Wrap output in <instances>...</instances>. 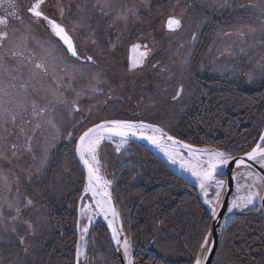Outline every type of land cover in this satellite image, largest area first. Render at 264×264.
Listing matches in <instances>:
<instances>
[{"label":"rangeland","instance_id":"obj_1","mask_svg":"<svg viewBox=\"0 0 264 264\" xmlns=\"http://www.w3.org/2000/svg\"><path fill=\"white\" fill-rule=\"evenodd\" d=\"M35 2L0 0V18H8L7 26L0 25V32L8 33L0 46V264H23V257L33 258L32 264H37L45 251H49V257L54 255L56 264L61 260L66 264H78L77 257L64 253L63 259L59 252L76 248V235H82L83 227L90 229L98 222L107 229L109 226L100 217L93 221L97 217L95 208L91 223L87 216L80 214L81 227L76 224L75 213L72 224L65 222L70 225L72 239L63 240L61 250H58V237L55 236L59 230L56 228L62 225L59 211L68 208L80 213L88 201L95 204L84 198L87 178L74 149L77 137L89 126L105 120L145 121L187 143L211 145L201 136L207 138L208 134V140L224 145L218 149L227 150L229 154L241 155L249 151L255 143L251 141L261 136L264 120L259 134L256 129L251 132L261 121L252 112L249 113L250 120L233 115V120H221L222 125L220 123L212 130V125L204 126L198 120L195 104L192 117L185 118L189 100L187 88L197 98L216 101L221 100L227 89L231 90L229 82L238 83L239 80L240 84L233 91L243 100L250 86L259 85H253L251 81L264 78V43L261 42V53L254 65L257 77L252 75V70L248 74L242 70V66L247 65L248 51L244 56L231 50L233 56L226 49L237 42L243 47L254 43L259 37L258 33L256 37L252 35L254 30L264 37V4L261 0H45L41 10L68 30L79 56L93 57V64L72 57L59 38L52 34L47 21L36 19L28 12ZM14 12L23 19L13 17ZM170 17L181 21L178 29H168ZM134 44H146L150 50L142 65L137 67L128 62ZM143 51V47L136 51L137 61ZM223 61L230 67L220 66L214 70ZM37 63L44 64L47 72L37 69ZM193 94L190 93V100ZM226 107L231 111L233 106ZM13 115L16 116L15 123L11 120ZM260 115L264 116V110ZM256 117L258 120H254ZM188 122L193 124L195 132L191 140L190 131H186ZM249 132L251 136L244 139ZM116 142L117 139L100 145V173L112 182V188L118 180L127 183L124 196L120 197L111 189L120 210L123 230L132 246L131 253L139 257L134 264H142L139 259L151 254L158 242L156 238L169 233L170 228H160L158 217L170 214L165 213L164 207H156L152 213L143 199L140 200L139 186L148 187L154 182L153 176L142 177L145 172L136 163L137 152L147 148L127 142L117 151L120 144ZM180 151L189 156L188 152ZM110 153L116 162L107 165L104 157ZM210 188L208 199L214 200L215 184ZM170 193L177 197L181 194L175 190ZM199 207L202 209L200 204ZM142 211L152 215L153 226L159 225L157 229L147 225V231H153L156 238L140 242L137 247L136 240L126 230L125 221H141ZM245 213L243 210L237 214L229 225L232 226L240 216H247ZM251 213L258 220L257 210ZM56 218L57 223L54 222ZM231 226L227 228V234L234 228ZM205 236L206 229H203L193 242L202 245ZM223 236L212 264H229L238 259L230 255L231 247L223 250L227 242V236ZM20 237H24L23 244ZM108 239L113 251L107 241L103 244L96 241L97 247L92 242L87 243L86 237L84 241L79 240V264H87L94 250L102 252L99 259L102 264H119L110 234ZM165 243L161 252L175 264L173 258L184 253L169 248L173 243L171 238Z\"/></svg>","mask_w":264,"mask_h":264},{"label":"snow or ice","instance_id":"obj_2","mask_svg":"<svg viewBox=\"0 0 264 264\" xmlns=\"http://www.w3.org/2000/svg\"><path fill=\"white\" fill-rule=\"evenodd\" d=\"M45 0H36L32 7L28 9V12L35 17L36 19H43L47 21L50 25L52 34L59 38L62 44L65 46V49L72 57L80 60L82 57L79 56L76 48V44L69 34L68 30L60 23L57 22L56 19L50 18L46 15L42 10V4ZM261 3L264 4V0H261ZM61 14H63L61 10ZM13 17L23 19L18 16V13L14 12ZM262 15H264V9H262ZM8 18H0V25L7 26ZM181 26V21L175 17H170L167 22V27L169 30L178 29ZM254 30V29H253ZM8 33L0 32V46L3 44V40L7 38ZM141 47L144 48V51L140 54V60L137 61L133 58V67H137L142 65L143 60L149 55L148 46L134 44L132 46V51L136 52ZM13 55H17V53H13ZM23 55V53H20ZM86 59L93 64L95 61L93 57L87 56ZM37 69H42L47 72V68L42 63H37L35 65ZM27 87V85H24ZM182 91V89H181ZM35 108V104H33ZM41 111H46V109H41ZM13 123H15L16 116L13 115L11 117ZM39 127V125H37ZM144 130H150L151 135H145ZM131 135H139L142 139H147L153 145L158 147L161 151H163L173 163L177 162V148L176 145H180L183 148L188 149L189 159L185 160L182 156H179V163L182 168H186L189 172L194 175L198 181L201 190L203 191L204 196L206 197L205 203L211 206V215L216 217L218 215L216 208L219 206L221 190L223 189L226 181L218 180L216 178L217 172L221 170L223 167L227 166L231 161L235 160L236 165L239 167L241 165L246 164V159L248 161L256 162L264 168V135L260 136V142H258L251 151L245 153V157L235 158L230 156L228 153L209 148H196L193 145L185 144L182 141H177L175 137L169 135L164 131V129L160 126L153 125L150 123H146L144 121H131V120H106L100 123L93 125L83 132L82 135L79 136V143L77 146V153L83 162V164L87 168V185L84 189L85 193H91V197L94 198L95 204H85L80 209L81 216H87L89 223H91L93 212V208L98 210V213L104 215L105 219L111 215L112 219L108 220V226L112 229V237L115 240L117 245H121L123 247L124 257L127 259V264H134L132 253H131V245L129 240L125 237L123 241L120 238V229L115 226L116 218L118 217V213L112 204L111 192L109 191V186L111 185L110 180H106L100 174V161L98 159V149L101 145V142L105 139L111 140L114 136L120 137L121 144L117 146L116 150L120 151V147L127 142V137ZM71 133H69V137H71ZM171 144V147H170ZM13 148L16 145L12 146ZM206 157V159L204 158ZM251 165H248L250 167ZM250 177H254V181L264 182V176L253 173L251 171L246 173ZM213 184H215L216 191L215 197L213 199H207L208 196V188H210ZM255 183L250 186L249 194L246 197L237 198L240 203L237 202V199H233L231 211L233 208H239L241 206L247 207L250 204H253L257 197H260L261 202L264 203V197L260 195L258 190H255ZM239 189V185H238ZM215 201V202H214ZM31 204V200L28 201ZM17 213H19L20 209H16ZM122 229V225H121ZM88 227L85 226L81 229V241L85 240V235L88 233ZM21 243L24 242V237H20ZM209 240L206 236L203 244L201 245L202 253H205L204 257L201 258L198 256L195 260V264H204V259H206V246L208 245ZM86 254V247H85ZM81 256V251L78 248L77 251V260L79 264V257Z\"/></svg>","mask_w":264,"mask_h":264},{"label":"bare ground","instance_id":"obj_3","mask_svg":"<svg viewBox=\"0 0 264 264\" xmlns=\"http://www.w3.org/2000/svg\"><path fill=\"white\" fill-rule=\"evenodd\" d=\"M258 40L260 41V44L253 45L254 43L252 42V44H250V45L252 47L256 46V52H258V54H260L261 53L260 48L262 47L261 44L264 43V37H261L259 35ZM249 63H250V61L247 63V65H249V69L253 71L252 75L257 77L258 75H255V71H256L255 66H253V63H252L251 65L253 66V69H251L252 66ZM257 69H259V68L257 67ZM250 70H248L247 74L249 73ZM259 79H254L253 81H251L252 84L253 85L256 84V82ZM236 82H238V83L232 82V83H229L228 86L232 89H236V87L240 84V81L238 80ZM179 90H181V89H179ZM17 91H19V89ZM19 92H21V91H19ZM191 92L193 94V91L189 90V87H188L187 93H189V100H190V93ZM16 95H19V93H16ZM177 96L178 95L176 94V97ZM246 96H247L246 98H248V101H249L248 104L242 105L240 108L239 107H233L232 110L230 111L227 109L226 105H224L223 102H220V100L214 101L213 98L211 100L207 99V98H197L193 94L192 100H190L191 102H189V100H188V102H186L188 104V107H187L188 113L185 116V118H191L192 117V115H191V114H193L192 110H194L193 104L196 105V108H195L196 110H194V111L198 117V120H200L201 122H203V120H211V121H208V123L211 125L213 124L212 120H221L223 118L222 117L223 115H225L224 119L227 118V120H233L234 119L233 115L237 118H241L243 116V117H246V119H247L249 117V112L247 110L249 108L247 106L252 107L254 115H260L262 113V111L264 110V98H263V93H262V87H260V86L259 87H251L250 86L248 88ZM176 101L177 100H175V103H177ZM210 101H213V102H210ZM163 107L166 109L168 108L167 105H163ZM202 107L203 108L205 107L204 110H202ZM224 119H222V120H224ZM191 120H194V119H191ZM144 132H145V135H151L152 134L150 130H144ZM262 133H263V130L261 131V134ZM116 139L118 140V142H116V143L121 144L120 138L118 139L116 137H113V139H111V140H116ZM259 139H260V137L255 139L256 141H255L254 145L249 149V151L257 144ZM111 140L105 139L101 142V145L105 141H111ZM145 140H147V139H145ZM221 140L224 141V139H221ZM127 142H128V144L130 143V144H133V146H136L135 145L136 143L134 144V143H131L129 141H127ZM127 142L125 144H127ZM149 143H150V141H149ZM137 146H139V145L137 144ZM221 146H224V145H221ZM170 147H171V145H170ZM153 150L156 153V155L161 156L166 162H168L169 163L168 165H170L176 172H178L179 175H182L183 177H179V178H181L185 182H188L187 185H189L191 187L190 188L188 186H184L183 184H180V182H177V181H174V183L172 184V183H170V179H172V178H170V176L163 177V180H164L163 186H169L173 190L179 191L182 194H180L179 197L174 196V195L165 196V198H164L165 202L169 203V205L171 207H173V208H170L171 210L169 209L170 210V217L168 219H166V222L171 226L170 227L171 229L169 230V233L167 235H165L163 237L161 236L159 238L155 247H153L151 249V254L149 256H146L145 260H142L143 261L142 264H171V259L168 260V258L163 256V254L161 252V247L166 245L165 239L174 237V232L180 236H185L184 230L188 229L190 227H192V229L196 232V236H199L204 228L206 229V235H207L208 232L210 231V228H213L211 226L213 222H212V218L210 216L211 215V206L208 205L207 203H205L206 197L204 196L203 191L200 188L198 179L194 175H192V173L189 172L186 168H182L180 166L179 156H182L185 160L189 159V156H184L183 154H181L180 149L177 148L178 159H177L176 163H173L172 160H170L168 158V156L163 151H161L159 148H155ZM148 151L151 153L150 155H153V152H151L150 150H148ZM156 155H153V156L157 158ZM138 157H139V155H138ZM138 157L135 156L136 160L139 163L143 164V162L145 160L144 156H141L140 158H138ZM104 158H106L105 161H106L107 165L116 162V161H114L115 160L114 157H112V160H111L108 157H106V155H105ZM204 158L206 159V157H204ZM160 162L162 164L164 163L162 161H160ZM153 166H155V168L158 169L160 165H153ZM141 169L145 172V175L142 176L144 179L146 177L149 178V176H155L153 178V180H155L156 178H161L160 176H158L156 171L152 172L145 166L141 167ZM86 178H87V176H86ZM171 181L173 182V180H171ZM190 182L192 183V185H195L197 188H193L192 185H190L191 184ZM253 183H255V185H256L255 190H258L260 192V195H261L262 194L261 191H263L262 182L261 181H254V177H250L247 175L245 177V179H243V182H241V184L239 185V189H237L236 199L239 197H246L249 194V191L251 190L250 186L253 185ZM114 188H115V186H114ZM114 188H112V189H114ZM16 189L19 190L17 187H16ZM114 191H115V189H114ZM116 192L118 195H120V193L118 191H116ZM210 192H211V188H208V195L210 194ZM121 196H124V192L120 195V197ZM187 196L190 198L189 202L192 203L194 206L196 204H200V206H202L203 214L202 215L199 214L198 216H199L203 226L197 220L196 216L193 215V213L190 212L186 216V206L185 205H186V197ZM84 198L87 201L92 200L95 203L94 198L91 197V193H85ZM121 199L124 200L123 197ZM207 199H208V196H207ZM259 201H260V197H257L253 204H250L247 207L241 206L239 208H233L231 211L235 212V211H238L240 209L245 210V212H246L245 214H247V215L251 214V215H249V221H252V222L257 221V219L254 218V216L251 213V211H252L251 206H258ZM237 202L240 203V201L238 199H237ZM88 203H89V201H88ZM205 206L208 208V210H206ZM260 210H259V212H260ZM95 211H96L95 216H97V217H94L93 221H98V220L102 219V221L108 222L109 219H112L111 215H109V217L107 219H105L103 214L98 213V210H95ZM59 212L58 213L60 214L59 217H60V221H61L60 223L62 225L60 226V228H56L59 230L56 233L55 237L56 238L58 237L57 239L61 240L62 243H63V240L71 241L72 238L69 235L70 225L65 224V222L68 221V223L70 222V224H72L71 221L74 218L75 213H76V216L78 217V221L76 222V224L79 227H81L82 223L80 222V213L76 212L75 210L74 211H72L70 209L68 210V208L61 209ZM71 214H72V218L70 219ZM92 214H94V212H92ZM185 216L187 217V219ZM99 217H100V219H99ZM68 219H70V220H68ZM174 219L179 220L177 222V226H178L177 230H174V228H172L173 223H174L173 222ZM258 220H260L264 223V214L263 213H259ZM54 222L57 223L58 219L57 218L54 219ZM230 226L231 225L228 224L227 228H230ZM131 227H132L134 237L136 240L143 242L145 240H153L154 238H156V236L153 235L152 233H147V235L140 233L139 232V224L136 221H134L133 219H132ZM227 228L224 230L223 235L228 236L231 234V233L227 234V231H226ZM214 229H217V227ZM254 233L257 234V231L254 230ZM84 235L86 237V240L88 241L87 243L92 242V243L97 245V242H101L102 244H103V241L109 242V239H108L109 230L107 229V227L103 226L100 222H98L95 227L92 225L89 229L88 234H84ZM234 235H236V234H234ZM76 237L78 238L77 243H76V248H74V249L67 248V249H63L62 251H60L59 254H60L61 258L64 259L66 257V255L64 253L72 254L74 256L73 258L77 257L78 248L80 249L78 244H79V240L81 241V236H80V234H78V235H76ZM223 238H224V236H223ZM102 244L99 243V245H102ZM109 244H110V249H112L110 242H109ZM218 246H220V245H218ZM97 247H99V246L97 245ZM118 249L124 255L122 243H121V245L118 246ZM186 250L190 252V250L188 248H186ZM112 251H113V249H112ZM48 253H49V251H45L44 254H41L42 256H41V258L37 264H56L55 260L49 259ZM237 253H238L237 254L238 258H240V260H241L240 264H264V252H262L260 254L261 256L258 259L251 258V256H249V254L247 253V251H245V249H239L237 251ZM101 254H102L101 251L98 252V251L94 250L92 253H90V255L92 256V259L89 260L87 264H102V262L99 261ZM217 254H218V249L216 250V252L213 256V259L211 257L212 261H214V258L216 257ZM183 255L184 256H182V257L177 256L175 264H195L196 258L198 256H200L201 258L204 257L205 253H202L201 246H199L196 248V250L194 252L191 251V253H188L187 255L186 254H183ZM2 256L5 257L4 254ZM132 258H133V261L138 259V257L135 255H132ZM33 260H34L33 258L23 257L21 259V262L23 264H32ZM126 262H127V259H126ZM58 264H66V261L61 260V261H59ZM110 264H113V263H110ZM229 264H234V263L231 261Z\"/></svg>","mask_w":264,"mask_h":264},{"label":"trees","instance_id":"obj_4","mask_svg":"<svg viewBox=\"0 0 264 264\" xmlns=\"http://www.w3.org/2000/svg\"><path fill=\"white\" fill-rule=\"evenodd\" d=\"M257 84H259L257 87L260 86L263 89L264 88V78H260L256 82V85ZM262 93H263V96H264V92H262ZM220 102H223L224 105H232L233 107H239V108L242 105H246V104L249 103L248 98H246V97H244L243 100H242V98H237L235 96V93H234L232 88H231V90H229V89L226 90V93L223 94ZM247 107L251 108V111H248V112L250 114H251V112L253 113L252 107L251 106H247ZM247 110H249V109H247ZM222 117H224V116H222ZM258 117L261 119V121L258 122V125H256V127L255 126L253 127V131H251V132H254L255 129H256L257 133L259 134V131H261L259 128L262 127L261 123H263L262 120H264V116L263 115H258ZM250 119H252V118H248V120H250ZM221 120H212L213 128H211V129L215 130L220 123H221L220 124V126H221L222 125V121ZM224 120H227V118L224 119ZM254 120H258V118L256 117ZM208 121H211V120H203L202 124L204 126H208V125L211 126V124H209ZM190 123L191 122H188L187 125H188L189 128L186 130V131H190L191 136H192L189 140L194 138L193 135L195 133L194 130H193V124H190ZM214 126H217V127H214ZM186 128H187V126L184 127V130ZM211 131H210V134H212ZM225 132H227V131H225ZM258 134H257V137H258ZM206 135H207V138H205V136H203V134L201 136L204 137V140L207 143H209L211 145H214V146H216L218 148L224 147V146H221V144L213 142L212 140H208L209 139V135L208 134H206ZM213 135H214V133H213ZM181 136L183 138L185 137L182 134H181ZM250 136H251L250 132L246 133V137L244 136L245 137L244 139H247ZM254 141H256V140H252L251 143L254 142ZM137 153L139 155V158L141 156H144L145 160H144L143 164L139 163L138 161L136 163L138 165H140L141 167H143V166L147 167L152 172L156 171L158 176L161 177V178H156L154 180V182L152 184H150V186H148V187H145V185L139 186L140 187V191L139 192L142 194L140 200L143 199L142 202L147 204L148 210L150 212H152V213H154L153 211L156 209V207H160V208L164 207V209L167 210L165 213L166 214H170V210H171L170 208H173V207H171L169 205V203L165 202L164 198L167 195H171L170 191H172L173 189L170 188L169 186H163L164 185L163 177L170 176V178H172V179H170V183H172V184L174 183V181H177V182H180V184H183L184 186H188V187H190V186L187 185V183L185 181H183L181 178H179L178 176L174 175V173L166 165H164V163L162 164L160 162L161 161L160 159L154 157L153 155H150L151 153L147 149L146 150L142 149L140 151V153H139V151ZM110 156H113L111 153H110V155H108V158L112 160V157H110ZM153 165H160V166H159L158 169H156L155 166H153ZM153 177H155V176H153ZM171 180H173V182ZM126 186H127V183L123 184L122 180H118L115 183V188L114 189L116 191H118L120 193V195H121L124 192V189H125L124 187H126ZM127 195H129V194H126V196ZM178 197H179V195H178ZM189 201H190V198L187 196L186 197V205H185L186 206V216L190 212L193 213V215L196 216L197 220L202 225V222H201V220H200V218L198 216L199 214H201V215L203 214L202 209L199 207V204H196L194 206ZM118 202L120 203V200ZM253 213H255V212H253ZM245 215H247V214H245ZM128 216L131 218V213ZM139 217L142 218L141 221H138L137 219H133V220L136 221L139 224V232L143 233L144 235H147V230H148V229H146L147 225L153 226L152 221L154 220V218L152 217L151 214H148L146 212L143 213V211H142V213L140 214ZM169 217L170 216L158 217L159 218V222H161V225H162V227L160 226V228H170L171 227L166 222V219H168ZM186 219H187V217H186ZM178 221L179 220H176V219H174V221H173L174 223H173V227L172 228H174V230L178 229L177 228L178 227L177 226V222ZM125 222H126V230H127L128 229V223H130V221L129 222L125 221ZM131 223H132V221H131ZM158 225H159V223L157 225H154L153 228L155 227L157 229ZM233 226H234V228L231 230V232H230L231 234L228 235L227 238H226L227 242H225V244H224V245H226V247L223 248V250H226V249L231 247L233 249V252L230 255H233V257L236 256L238 258L237 251L239 249H245V251H247L249 256H251V258L258 259L261 256L260 254L262 252H264V230L262 229L263 222L260 221V220H257V221H254V222L249 221V215H247L245 217L243 215V216H240L239 218H237L232 223L231 227H233ZM254 230L257 231V234L254 233ZM152 234H153V231H152ZM184 234H185V236H180V235H178L177 233L174 232V237L171 238L173 240V243L170 245L169 248H172V249L176 250V252L181 251L182 253L187 255L188 253H191L190 247L193 248L192 252H194L196 250V248L199 247L200 245H199L198 242H195V243L193 242V240L196 239V237L198 238V236H196V232L192 229V227H190L188 229H185L184 230ZM234 234H236V235H234ZM163 236L164 235H162V237ZM241 239H242V242H241ZM165 240H167V239H165ZM61 243H62V241L58 240V250H61V245H62ZM186 248H188L190 250V252L187 251ZM179 256L182 257L184 255L181 254ZM53 257L54 256H51V257H49V259L54 260ZM145 257L146 256H142V258L139 259L141 261V263L143 262L142 260H145ZM173 259L176 260V257H174ZM240 261H241L240 258H238L237 260L233 261V263L234 264H240Z\"/></svg>","mask_w":264,"mask_h":264},{"label":"water","instance_id":"obj_5","mask_svg":"<svg viewBox=\"0 0 264 264\" xmlns=\"http://www.w3.org/2000/svg\"><path fill=\"white\" fill-rule=\"evenodd\" d=\"M130 53H131L130 60L128 62L133 64V58L136 59V56H135L136 52H133L132 48H131L130 49ZM136 122H139V121H136ZM98 123H100V122H98ZM146 123H148V122H146ZM93 125H95V124H93ZM93 125L89 126L88 128L92 127ZM86 130H84V131H86ZM83 132L80 135H82ZM262 135H264V128H263ZM171 136H173V135H171ZM114 137H116L118 139L120 138L118 136H114ZM173 137H175V136H173ZM77 138L78 139H77V142H76V148H74V149H77V146H78V143H79V137H77ZM175 138H176L177 141H182L185 144L193 145L196 148H209V149L220 150V149H218V148H216L214 146H209V145L208 146H198V145H194V144H191V143H187L186 141H184V140H182L180 138H177V137H175ZM127 141L136 143V144H138L140 146H143V147L147 148L148 150H150L151 152H153V155H156V153L154 152L153 149L158 148V147L153 145L151 142L149 143V141H147L145 139H142L138 135L129 134V136L127 137ZM258 142H260V139H259ZM176 147L178 149H182V150L188 152V149L183 148L180 145H176ZM220 151H223V150H220ZM188 154H189V152H188ZM229 155L232 156V157H235V158L245 157V153L241 154V155H232V154H229ZM77 156H78L77 159H79L80 164L82 165V168H83V170H84V172H85V174L87 176V168L83 164V162L81 161L78 153H77ZM156 156L158 158H160L161 160H163L166 163V165L169 164L161 156H159V155H156ZM245 159H246V164L245 165H241V166L238 167L236 165V163H235V160H233L227 166L223 167L221 170H219L217 172L216 178L220 179L222 176H226V179H225L226 183H225V185L223 187V190H222V193H221V196H220L219 206L216 208V211H217L218 215L216 217H213L212 215H210L211 218H212V222H213L211 226L213 228H210V231L207 234L209 243L206 246V249L208 251L206 252V259H204V264H212L213 261L211 260V257L213 259V256H214L216 250L218 249V245H220V241H221V239L223 237L222 235H223L224 230L227 228L228 224H230L233 221V219L237 216V214L243 212V210H238V211L232 212V211H229V208L232 205L231 203H232L233 199H236V192H237V189H238V185H240L241 182H243V179H245V177L247 176L246 173L251 171L253 173H258V174L264 176V168H261V166L259 164H257L256 162L248 161L246 157H245ZM248 165H251V166L248 167ZM168 166L170 167V169L173 172H175L177 175H179V173L176 172L170 165H168ZM180 176L183 177L182 175H180ZM262 186H263V191H261L262 192L261 196L264 197V182H262ZM111 188H112V183L109 186V191L111 192V198H112L113 207L115 208L116 212L118 213V217L116 218V221H115V226L118 229H120V238H121V241H123V239L125 237L127 238V236L125 234V230H123L124 227H123V221L121 220L120 210H119V207H118L115 199H113L114 195H113V191H112ZM258 206H259V209H261L259 213H263L264 214V203L261 202V199L259 201ZM206 210H208L207 207H206ZM121 225H122V229H121ZM216 227H217V229H214ZM108 230H109L110 237H111V239L113 241L114 248L116 250L115 252L117 253V256H118L119 264H127L124 255L118 249L119 245L116 244L115 240L113 239V237L111 235L112 229L109 227ZM132 255H134V253Z\"/></svg>","mask_w":264,"mask_h":264},{"label":"flooded vegetation","instance_id":"obj_6","mask_svg":"<svg viewBox=\"0 0 264 264\" xmlns=\"http://www.w3.org/2000/svg\"><path fill=\"white\" fill-rule=\"evenodd\" d=\"M256 25V24H255ZM256 34H257V32H256V30H254L253 31V34L252 35H254V37H256ZM245 36H247V35H245ZM258 44H260V41L258 40V38H255L254 39V44L253 45H258ZM241 44L240 43H234L233 45L232 44H230L229 45V47H227V51L228 52H230L233 56H235L232 52H231V50H233V51H238L239 52V54L241 55V54H243L244 56L246 55V52L245 51H248V55H246L247 56V58H246V60H245V64H247L249 61H250V65L253 63V66L255 65V62H256V59H257V56H258V52H256V46H254V47H252L251 45H247V46H245V47H243V46H240ZM225 51V50H224ZM242 51V52H241ZM223 54V53H222ZM240 55H238V56H240ZM223 56V55H222ZM261 57V56H260ZM259 57V58H260ZM218 65V64H217ZM215 66L214 67V70H216V69H219V67L220 66H222V67H226V66H229V65H227V63H225V61H223L222 62V64L221 65H219V66ZM252 66V65H251ZM230 67V66H229ZM243 68H242V70L244 71V74H247V72H248V70H250L249 69V65H244V66H242ZM215 73H218V72H215ZM131 222L130 223H128V232H129V234L132 236V238L134 239V240H136L135 239V237H134V233H133V230H132V227H131ZM147 233H152V231L151 230H149V231H147ZM161 236H159L158 238H156L157 240H159V238H160ZM136 242H137V244H136V246L138 247V245L140 244V242L141 241H139V240H136Z\"/></svg>","mask_w":264,"mask_h":264}]
</instances>
